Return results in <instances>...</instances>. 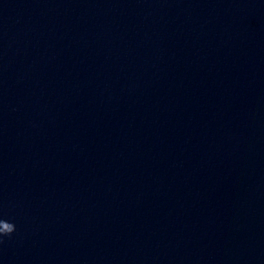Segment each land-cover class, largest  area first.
Masks as SVG:
<instances>
[{"label": "water", "instance_id": "1", "mask_svg": "<svg viewBox=\"0 0 264 264\" xmlns=\"http://www.w3.org/2000/svg\"><path fill=\"white\" fill-rule=\"evenodd\" d=\"M0 264H264V0H0Z\"/></svg>", "mask_w": 264, "mask_h": 264}, {"label": "clouds", "instance_id": "2", "mask_svg": "<svg viewBox=\"0 0 264 264\" xmlns=\"http://www.w3.org/2000/svg\"><path fill=\"white\" fill-rule=\"evenodd\" d=\"M16 231V226L13 222L0 218V243L3 242V237H11Z\"/></svg>", "mask_w": 264, "mask_h": 264}]
</instances>
